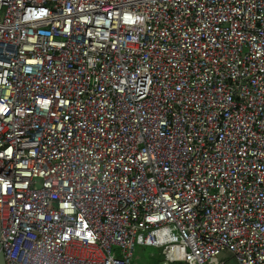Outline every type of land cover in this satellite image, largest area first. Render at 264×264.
<instances>
[{
  "label": "built area",
  "instance_id": "obj_1",
  "mask_svg": "<svg viewBox=\"0 0 264 264\" xmlns=\"http://www.w3.org/2000/svg\"><path fill=\"white\" fill-rule=\"evenodd\" d=\"M0 243L264 264V0H0Z\"/></svg>",
  "mask_w": 264,
  "mask_h": 264
},
{
  "label": "rangeland",
  "instance_id": "obj_2",
  "mask_svg": "<svg viewBox=\"0 0 264 264\" xmlns=\"http://www.w3.org/2000/svg\"><path fill=\"white\" fill-rule=\"evenodd\" d=\"M118 251V249H116ZM164 254L160 249L137 244L135 247V258L132 264H159L160 260L163 259ZM220 260H226V264H238L237 259L232 256L227 250H223L218 255ZM3 261L0 264H6L5 256L3 253ZM171 264H185L184 262H177Z\"/></svg>",
  "mask_w": 264,
  "mask_h": 264
},
{
  "label": "water",
  "instance_id": "obj_3",
  "mask_svg": "<svg viewBox=\"0 0 264 264\" xmlns=\"http://www.w3.org/2000/svg\"><path fill=\"white\" fill-rule=\"evenodd\" d=\"M3 261V250H2V247H1V243H0V262Z\"/></svg>",
  "mask_w": 264,
  "mask_h": 264
},
{
  "label": "snow or ice",
  "instance_id": "obj_4",
  "mask_svg": "<svg viewBox=\"0 0 264 264\" xmlns=\"http://www.w3.org/2000/svg\"><path fill=\"white\" fill-rule=\"evenodd\" d=\"M47 101H42V104H44L45 106L47 105ZM6 111V109H4ZM90 235V234H89Z\"/></svg>",
  "mask_w": 264,
  "mask_h": 264
}]
</instances>
